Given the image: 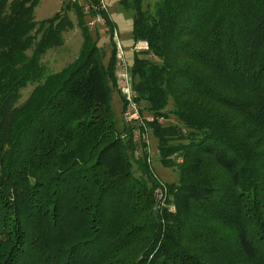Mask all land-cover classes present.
Masks as SVG:
<instances>
[{"label": "trees", "instance_id": "16d2710c", "mask_svg": "<svg viewBox=\"0 0 264 264\" xmlns=\"http://www.w3.org/2000/svg\"><path fill=\"white\" fill-rule=\"evenodd\" d=\"M40 1L0 0V264H264V0H119L148 43L128 120L117 44L106 61L87 23L114 36L109 13L64 0L36 20ZM71 10L81 50L49 72ZM149 130L176 180L156 175Z\"/></svg>", "mask_w": 264, "mask_h": 264}, {"label": "rangeland", "instance_id": "374dc122", "mask_svg": "<svg viewBox=\"0 0 264 264\" xmlns=\"http://www.w3.org/2000/svg\"><path fill=\"white\" fill-rule=\"evenodd\" d=\"M64 0H41L40 3L35 8V18L36 20H41L52 16L56 13ZM81 3H86L87 0H79ZM158 0H144V8L153 9L155 3ZM101 6L109 13L111 20L115 25L114 36L107 30V25L104 23L103 17L100 13L96 15H88L87 23L91 33L94 35V39L97 40L99 47L104 49L105 60L107 61L113 44L116 43L117 47L121 45L124 50L125 59L128 65L131 66L134 56V40L132 36V25H133V13L131 10H127L121 6L119 0H105V6L99 1ZM70 19L73 23L71 27H67L63 31L64 44L56 46L49 49L43 55V64L49 72H55L61 70L68 63L72 62L79 54L84 37L82 29L78 24V16L75 10L69 12ZM41 35V34H39ZM38 35V37H40ZM118 67V61H117ZM118 70V69H117ZM118 73V71H117ZM35 84H29L27 87L22 89V96L19 102L24 101L30 92L33 90ZM118 86V84H117ZM119 88V87H118ZM120 92L125 96L123 91L119 88ZM126 97V96H125ZM136 103V101H135ZM112 105L116 119L119 124L123 122L122 116V100L117 91H112ZM140 106L136 104V108L132 111L135 115H138L140 119ZM124 114V113H123ZM146 118L152 120L153 117L149 114H145ZM137 116V117H138ZM125 118V117H124ZM126 119V118H125ZM130 119V118H129ZM128 120V119H126ZM161 121L167 122L165 119H160ZM172 122L176 119L171 118ZM145 146L144 150L148 152L149 161L151 162L153 168L156 170L157 174L163 181H173L178 178V172L173 167L163 166L158 152V140L153 135L151 130L147 132L144 137ZM161 195V194H160Z\"/></svg>", "mask_w": 264, "mask_h": 264}, {"label": "built area", "instance_id": "2783aa9c", "mask_svg": "<svg viewBox=\"0 0 264 264\" xmlns=\"http://www.w3.org/2000/svg\"><path fill=\"white\" fill-rule=\"evenodd\" d=\"M99 1H101L103 6H105V0H99ZM85 8L86 10L89 8L88 4H86ZM132 48L134 51L146 50L148 49V43L145 40H140L135 42ZM117 61H118L117 84L118 87L125 94L126 96L125 98L128 101V106L124 111V117L126 119H129L135 116V114L132 112L136 108V103L134 100L135 93L132 88V77L129 71L127 61L125 59L124 50L121 47V45L118 46Z\"/></svg>", "mask_w": 264, "mask_h": 264}]
</instances>
